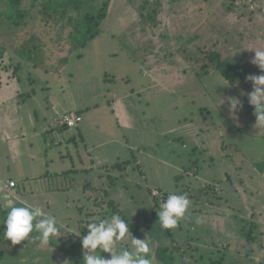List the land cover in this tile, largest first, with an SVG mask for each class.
Returning a JSON list of instances; mask_svg holds the SVG:
<instances>
[{
    "label": "rangeland",
    "instance_id": "obj_1",
    "mask_svg": "<svg viewBox=\"0 0 264 264\" xmlns=\"http://www.w3.org/2000/svg\"><path fill=\"white\" fill-rule=\"evenodd\" d=\"M34 1L22 0L21 7L31 10ZM80 1L95 10L103 0ZM106 1L101 34L76 53L70 52V29L45 23L39 8L22 29L10 27L0 12V88L22 94L0 90V181L18 184L15 206H39L63 226L62 236L44 250L34 249L38 241H4L0 264H22L23 257L37 264L83 260L80 240L87 228L79 222H88L86 213L109 218L107 199L99 201L106 194L129 221L131 235L148 236L152 264H161L157 247L173 253L165 264H264V174L250 163L262 155L254 145L264 144V127H254L256 119L244 110L252 85L245 92L231 89L214 71L202 78L210 94L203 96L196 75L203 73L204 51L216 48L223 57L250 62L255 49H264V0ZM126 9L141 22L119 34ZM34 35L43 42L38 67L14 49ZM257 75L264 73L258 68ZM5 92L12 95L7 101L1 99ZM127 95L133 118L124 123L116 115ZM228 97L243 104L235 115ZM69 110L87 119L65 130L57 120ZM227 121L241 129H229L231 140L242 132L256 136L242 137L251 145L248 157L229 140L222 149L218 125ZM127 161L124 171L111 168ZM44 173L56 177L42 191L33 178ZM172 193H186L191 203L175 229L163 230L157 209ZM7 200L0 194L5 214ZM78 230L80 237L73 233ZM128 247L125 240L116 251Z\"/></svg>",
    "mask_w": 264,
    "mask_h": 264
},
{
    "label": "clouds",
    "instance_id": "obj_2",
    "mask_svg": "<svg viewBox=\"0 0 264 264\" xmlns=\"http://www.w3.org/2000/svg\"><path fill=\"white\" fill-rule=\"evenodd\" d=\"M254 53L250 63L264 73V49H255ZM245 79L252 85V91L247 93V100L254 110L255 127H264V75H248ZM227 104L232 115L243 108L241 100L237 97H228ZM190 203L186 193L168 194L166 201L160 202L157 209L161 229H175L184 218ZM4 207L7 211L4 219L0 221V225L4 227L0 238L10 241L12 246L32 240L38 241L42 247H47L62 236L63 226L58 225L57 218L39 206H15L14 201L7 200ZM82 228H87V234L80 240L83 264H152L148 236L143 240L133 237L129 223L120 214L113 213L104 219L94 217ZM73 233L77 237L81 235L80 230ZM125 240L130 241V247L117 252V244ZM101 253L110 254V258L103 257Z\"/></svg>",
    "mask_w": 264,
    "mask_h": 264
},
{
    "label": "trees",
    "instance_id": "obj_3",
    "mask_svg": "<svg viewBox=\"0 0 264 264\" xmlns=\"http://www.w3.org/2000/svg\"><path fill=\"white\" fill-rule=\"evenodd\" d=\"M1 6L4 8V12L2 14V9H0L1 15L6 19L5 21L9 24L10 27H17L23 28L29 25V18L31 17L32 11L34 8H39V14L42 16L43 21L45 23H54L56 25H62L64 28L70 29L69 33V43H70V52L76 53L78 50L84 48L90 41L95 39L99 36L102 32L101 26L102 23L106 20L108 15V6L109 2L106 0L101 1V6L97 9H85L83 6L82 1L80 0H43L42 3L38 5V0L33 2V9H23L22 0H0ZM91 8V7H90ZM43 42L42 40L34 35V36H27L22 40V43L15 46L16 54L21 58L22 61L32 63L33 66L38 67V57L36 56L37 52H41L43 49ZM205 54V67L201 68L203 72L202 75H197L199 85V91H201L200 95L203 96H210L208 90L206 89L205 85L202 83V78L207 76L212 71L219 72L225 81L229 84L231 89L239 90L240 92H245L250 86V82H246V77L248 75H257L258 67L252 65L249 61H245L242 57H223L222 51L213 48L210 51H204ZM193 62H196L197 59L193 55H190ZM188 58V57H187ZM191 66V64L188 62ZM192 71V70H191ZM244 110L249 114L252 118H255L253 115V108L249 106V104H244ZM256 119V118H255ZM225 126H228V130ZM223 130L224 138L222 143V149L225 150V145L228 144L227 140H229V144H233L231 146H236V150L240 151L242 155L245 157L247 156V152L249 149L247 145L250 146V143H247L245 140L242 139L243 135L246 134L242 132L236 140H231L229 135V129L231 133L237 132L240 133L241 129L235 126L232 123L227 121V124L218 125ZM226 128V129H225ZM250 139H256V136L246 134ZM262 141H264V136L259 137ZM237 141V145L236 144ZM259 140H256V143ZM254 146L257 149L263 148L264 151V144L260 142V145L255 144ZM261 152V156L258 159L251 158L250 163L253 167L257 170L259 174H264V152ZM248 157V156H247ZM261 158V159H259ZM131 163L127 161L125 163H116L111 166V168L117 169L119 171L125 170V165ZM193 170L195 169V163H192ZM192 167L184 168L185 171H192ZM114 180L111 181V185H114ZM87 189V188H86ZM107 199V208L108 211L106 215L110 217L113 213L120 214L122 218L125 216L118 212V209L115 207V201L110 199L108 194L104 196V199L99 201H106ZM97 199V198H95ZM98 202V199L95 203ZM81 208V207H80ZM82 211V210H81ZM3 213V212H1ZM4 218V214L2 216ZM88 217V218H86ZM96 217L97 215H93L90 213L85 214L86 221H91L92 218ZM129 222L127 219H125ZM84 222V223H83ZM85 220L79 222V228L82 230V226L85 224ZM4 243V242H3ZM156 256L161 264H165L166 261L173 260V253H170L167 248L157 247L156 249ZM1 257V256H0ZM71 264H83L82 259H77Z\"/></svg>",
    "mask_w": 264,
    "mask_h": 264
},
{
    "label": "crops",
    "instance_id": "obj_4",
    "mask_svg": "<svg viewBox=\"0 0 264 264\" xmlns=\"http://www.w3.org/2000/svg\"><path fill=\"white\" fill-rule=\"evenodd\" d=\"M134 11H135L134 9H129V11H127V9L125 10L126 15H124L123 19L120 20L117 24L119 27V30H118L119 34H122V32L128 31L130 26L132 27L133 25H137L139 22H141V20L137 19L138 15L137 14L134 15V13H132ZM114 39H117L115 37V35L112 36V40H114ZM119 47L122 51H125L124 48H122V46H119ZM130 59L132 60V58H130ZM212 72H214V71H212ZM212 75L214 76V73H212ZM7 86H9V85H7ZM0 90H10L12 95H17V96L22 95V94L21 95L19 94L20 93L19 90L16 91V87L15 88H7V89H5V87H4L2 89L0 88ZM11 94H7V92H5L4 94H2L1 99L3 101H7L11 98V96H12ZM116 96H117V94L114 93V97H116ZM130 97L131 96L127 95V96H125L119 100L120 106L118 107V111H117L116 116L119 118L120 121H122L124 123H128L133 118V116H132V105H133L132 102L133 101ZM15 98H16V96H14L12 99H15ZM130 102H131V104H130ZM70 111H72V110L62 111V113L64 115ZM76 112H78L82 116V121H84V119H87V115L84 116V114L81 110L76 111ZM61 117L62 116H60L59 119ZM59 119L57 120L58 124H59ZM254 127H255V124H254ZM64 129L66 130V128H64ZM83 131H85V129H83ZM20 177H24V175L20 176ZM55 177H56L55 175H51L49 173H47V174L44 173V174L35 175V177L33 179L36 180V182H38L37 189L44 191V190L49 189V187L46 186L44 182H47L48 180H53L52 178H55ZM0 180H2V179H0ZM10 181H13V180H10ZM10 181L4 180V179H3V181H0V194H3V196L8 194L11 200H17L18 199V192H17L16 188H17L18 184H16V187H14V188L7 187L8 182H10ZM1 212H4V210L1 209V211H0V221H2V216H3V214H5V213H1ZM3 231H4L3 228L0 226V234H2ZM4 241L5 240L0 238V244H2ZM29 242L33 243L36 241H32V240H29L28 242L23 241V243H29ZM31 247H33V246H31ZM34 247H35L34 248L35 250H44V248H40L42 246H40L39 243L37 244V246H34ZM0 259H2V258H0ZM27 259H28V257H23L22 258V260H23L22 264H37L35 259H29V260H27Z\"/></svg>",
    "mask_w": 264,
    "mask_h": 264
},
{
    "label": "built area",
    "instance_id": "obj_5",
    "mask_svg": "<svg viewBox=\"0 0 264 264\" xmlns=\"http://www.w3.org/2000/svg\"><path fill=\"white\" fill-rule=\"evenodd\" d=\"M82 121V117L77 112H68L64 114L62 121H59V125L67 128H75ZM7 187L14 188L16 183L14 181L8 182Z\"/></svg>",
    "mask_w": 264,
    "mask_h": 264
},
{
    "label": "water",
    "instance_id": "obj_6",
    "mask_svg": "<svg viewBox=\"0 0 264 264\" xmlns=\"http://www.w3.org/2000/svg\"><path fill=\"white\" fill-rule=\"evenodd\" d=\"M66 128V127H65ZM165 199V198H164Z\"/></svg>",
    "mask_w": 264,
    "mask_h": 264
}]
</instances>
